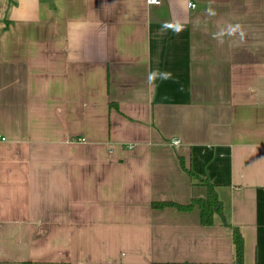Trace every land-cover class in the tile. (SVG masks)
I'll use <instances>...</instances> for the list:
<instances>
[{
	"label": "crops",
	"instance_id": "0c3cea01",
	"mask_svg": "<svg viewBox=\"0 0 264 264\" xmlns=\"http://www.w3.org/2000/svg\"><path fill=\"white\" fill-rule=\"evenodd\" d=\"M0 264H264V0H0Z\"/></svg>",
	"mask_w": 264,
	"mask_h": 264
},
{
	"label": "trees",
	"instance_id": "16d2710c",
	"mask_svg": "<svg viewBox=\"0 0 264 264\" xmlns=\"http://www.w3.org/2000/svg\"><path fill=\"white\" fill-rule=\"evenodd\" d=\"M181 165L186 170L184 161L181 160ZM189 174L192 173L189 172ZM207 187V196L205 198L193 199L188 205H180L174 202H156L153 204L155 208L175 207L179 210L189 211L195 207L200 210V222L203 226H212L215 223V216L223 217V203L220 201L215 186L210 183H205ZM224 224L226 222L224 221ZM233 238L236 250L237 260H243V237L238 228H233Z\"/></svg>",
	"mask_w": 264,
	"mask_h": 264
},
{
	"label": "clouds",
	"instance_id": "9594fccd",
	"mask_svg": "<svg viewBox=\"0 0 264 264\" xmlns=\"http://www.w3.org/2000/svg\"><path fill=\"white\" fill-rule=\"evenodd\" d=\"M225 34H227L228 36H235V35H239V38L241 40H243L245 38V31L243 30V27L240 24H236V25H229L227 27L226 33L225 32H221L218 33L217 36L219 37H223ZM222 39H221V43H222ZM155 73L152 74V76H150V79L154 78Z\"/></svg>",
	"mask_w": 264,
	"mask_h": 264
},
{
	"label": "built area",
	"instance_id": "2783aa9c",
	"mask_svg": "<svg viewBox=\"0 0 264 264\" xmlns=\"http://www.w3.org/2000/svg\"><path fill=\"white\" fill-rule=\"evenodd\" d=\"M147 4L150 6H158L162 3V0H146ZM191 7H195V4H190ZM85 139H82L84 141ZM173 145L177 146L180 144L178 140H173Z\"/></svg>",
	"mask_w": 264,
	"mask_h": 264
}]
</instances>
